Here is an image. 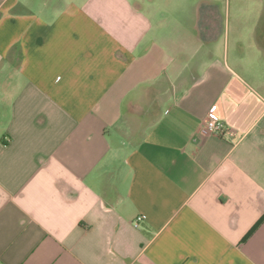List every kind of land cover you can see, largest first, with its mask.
Returning a JSON list of instances; mask_svg holds the SVG:
<instances>
[{"label": "crops", "instance_id": "1", "mask_svg": "<svg viewBox=\"0 0 264 264\" xmlns=\"http://www.w3.org/2000/svg\"><path fill=\"white\" fill-rule=\"evenodd\" d=\"M0 264H264V0H0Z\"/></svg>", "mask_w": 264, "mask_h": 264}, {"label": "built area", "instance_id": "2", "mask_svg": "<svg viewBox=\"0 0 264 264\" xmlns=\"http://www.w3.org/2000/svg\"><path fill=\"white\" fill-rule=\"evenodd\" d=\"M200 133L204 135L208 134L222 136L227 133V129L225 128L223 121L216 118L215 115L210 112L207 115V118L205 119L204 123L200 127ZM141 220V217H137L135 220V226H138V223Z\"/></svg>", "mask_w": 264, "mask_h": 264}, {"label": "trees", "instance_id": "3", "mask_svg": "<svg viewBox=\"0 0 264 264\" xmlns=\"http://www.w3.org/2000/svg\"><path fill=\"white\" fill-rule=\"evenodd\" d=\"M261 222H262V219L253 227V229L250 232H252ZM250 232H249V234H250Z\"/></svg>", "mask_w": 264, "mask_h": 264}]
</instances>
